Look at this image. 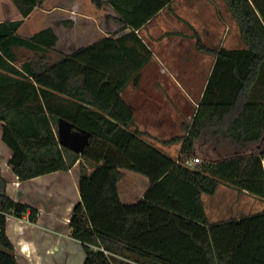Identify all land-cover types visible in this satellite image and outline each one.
<instances>
[{
  "label": "trees",
  "instance_id": "16d2710c",
  "mask_svg": "<svg viewBox=\"0 0 264 264\" xmlns=\"http://www.w3.org/2000/svg\"><path fill=\"white\" fill-rule=\"evenodd\" d=\"M37 1L24 0L28 7L22 8L14 0H0L1 139L20 181L84 162L79 200L67 223L70 236L83 246L82 264H264V211L209 222L201 199L220 183L264 198V101L251 97L264 73V0H224L244 48L195 43L214 62L185 134L170 140L181 142L176 157L144 138L121 95L129 83L138 85L151 57L135 31L171 0H104L115 20L130 30L79 46L52 63L46 56L58 40L52 27L30 36L17 33ZM12 47L42 53L17 67ZM59 98L68 104L56 102ZM60 117L90 132L81 153L59 145ZM196 140L236 154L190 167ZM261 140L260 152L245 153ZM121 169L149 181L135 202L125 203L118 195ZM6 181L0 167V264H19L7 217L20 218L29 210L33 221L36 210L11 198Z\"/></svg>",
  "mask_w": 264,
  "mask_h": 264
},
{
  "label": "crops",
  "instance_id": "0c3cea01",
  "mask_svg": "<svg viewBox=\"0 0 264 264\" xmlns=\"http://www.w3.org/2000/svg\"><path fill=\"white\" fill-rule=\"evenodd\" d=\"M99 1H101L100 6L93 2L89 3L91 11L93 8L109 11L98 14L97 18H89L95 27L94 34L98 36L83 45L103 37H120L130 30L115 20V11L104 3V0ZM135 32L153 54L148 62L155 59L157 63H162V61L170 63L173 61V54L180 52L202 53L195 46L197 40L208 46L213 38L215 48L245 47L240 37L238 24L224 0H171ZM230 38H237L240 44L235 46ZM83 45H78L76 48ZM213 62L214 56H211V64ZM251 97L254 101H264V73L260 75L252 88ZM1 125L0 122V167L7 180L5 191L14 200L36 210L33 221L29 219V210L20 218L12 215L7 217V235L14 245L19 264H69L72 249L66 246V238L58 228V217L54 210L58 206L60 197L64 196L68 184L73 181L77 184L79 175V170H76L77 164L69 171L50 172L20 181L7 163L11 151L1 139ZM218 147L225 148L226 146ZM168 155L175 157L172 153ZM73 171L76 173L75 177L66 176ZM121 172L123 173L122 179L125 175L124 169H121ZM129 180L131 184L133 180L136 181L137 185L130 190L128 188L122 190L123 197L120 196L118 190L121 201L124 199L125 203L140 199L149 186V181L144 175L138 179L131 176ZM138 184H140L139 187ZM201 199L209 222H219L264 211V198L225 183H220L211 195L202 194ZM78 200L79 192L75 202ZM68 237L73 239L71 236Z\"/></svg>",
  "mask_w": 264,
  "mask_h": 264
},
{
  "label": "rangeland",
  "instance_id": "374dc122",
  "mask_svg": "<svg viewBox=\"0 0 264 264\" xmlns=\"http://www.w3.org/2000/svg\"><path fill=\"white\" fill-rule=\"evenodd\" d=\"M14 1L22 8L28 7L24 0ZM90 2L95 3L93 0H38L32 11L22 18L17 33L30 36L42 28L52 27L58 40L56 45L46 52V56L49 63L56 62L73 51L76 46L86 44L98 36L94 34L95 27L89 18H97L98 14H104L109 10L93 8L91 11ZM230 40L235 46L240 44L237 38ZM207 47H216L213 38ZM12 52L15 56L13 64L17 67L24 61L36 60L42 53L22 47H12ZM152 55L151 52V57ZM208 55L203 52L186 54L180 52L173 54V61L170 63L163 61L157 63L158 61L154 59L141 68L138 85L129 83L121 93L123 99L134 110L133 125L144 133L146 140L165 153L174 154L175 157L179 153L181 142L171 143L170 140L184 135L185 128L191 121L196 108L195 103L198 102L212 65V55ZM59 99L56 102L68 104L67 101ZM76 164V170H79L84 162ZM124 171L125 175L118 183L121 197H123L122 190L127 188L130 190L137 185L134 180L131 184L129 178L132 176L138 179L142 176L127 169ZM66 176L75 177L76 173L73 171ZM76 199H78V186L73 181L68 184L64 196L60 197L58 206L54 210L58 217V228L65 235L66 246L72 249L69 264H82L84 257L82 244L68 237L70 230L67 222L72 203Z\"/></svg>",
  "mask_w": 264,
  "mask_h": 264
},
{
  "label": "water",
  "instance_id": "95a60500",
  "mask_svg": "<svg viewBox=\"0 0 264 264\" xmlns=\"http://www.w3.org/2000/svg\"><path fill=\"white\" fill-rule=\"evenodd\" d=\"M90 132L74 126L68 120L60 117L57 121V139L60 146H63L74 153H81L89 142ZM262 140L255 144H250L245 150L246 154L260 152ZM194 152L203 160L216 161L228 158L236 154L235 149L215 147L212 143H205L203 140L194 142Z\"/></svg>",
  "mask_w": 264,
  "mask_h": 264
},
{
  "label": "built area",
  "instance_id": "2783aa9c",
  "mask_svg": "<svg viewBox=\"0 0 264 264\" xmlns=\"http://www.w3.org/2000/svg\"><path fill=\"white\" fill-rule=\"evenodd\" d=\"M201 160L202 159L200 157H198V156L192 157L187 162V165L190 166V167L195 166L196 164L200 163ZM104 252L107 253L106 251H104Z\"/></svg>",
  "mask_w": 264,
  "mask_h": 264
}]
</instances>
